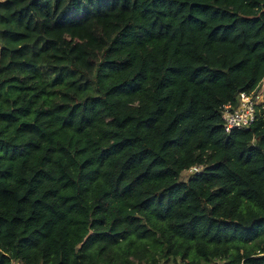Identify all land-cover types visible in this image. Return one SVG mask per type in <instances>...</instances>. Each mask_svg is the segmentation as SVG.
Returning a JSON list of instances; mask_svg holds the SVG:
<instances>
[{"label": "trees", "instance_id": "16d2710c", "mask_svg": "<svg viewBox=\"0 0 264 264\" xmlns=\"http://www.w3.org/2000/svg\"><path fill=\"white\" fill-rule=\"evenodd\" d=\"M263 76L264 0H0V264H264Z\"/></svg>", "mask_w": 264, "mask_h": 264}, {"label": "built area", "instance_id": "2783aa9c", "mask_svg": "<svg viewBox=\"0 0 264 264\" xmlns=\"http://www.w3.org/2000/svg\"><path fill=\"white\" fill-rule=\"evenodd\" d=\"M223 129L226 132L248 129L264 116V76L249 91H241L237 103H225L221 109ZM200 166H192L188 171L199 172ZM12 264H18L13 262Z\"/></svg>", "mask_w": 264, "mask_h": 264}, {"label": "rangeland", "instance_id": "374dc122", "mask_svg": "<svg viewBox=\"0 0 264 264\" xmlns=\"http://www.w3.org/2000/svg\"><path fill=\"white\" fill-rule=\"evenodd\" d=\"M191 173L187 170L181 174V180H186Z\"/></svg>", "mask_w": 264, "mask_h": 264}]
</instances>
